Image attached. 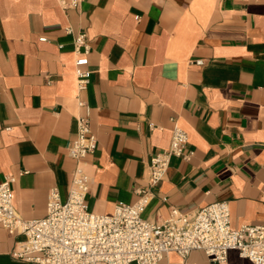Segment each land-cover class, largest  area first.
<instances>
[{"label":"crops","instance_id":"0c3cea01","mask_svg":"<svg viewBox=\"0 0 264 264\" xmlns=\"http://www.w3.org/2000/svg\"><path fill=\"white\" fill-rule=\"evenodd\" d=\"M78 33L92 72L81 92ZM77 99L91 108L97 140L84 160L89 211L135 203L150 157L179 127L193 156L170 160L144 219L225 201L232 228L264 226V0H79L67 10L56 0H0V179L14 178L22 219L46 215L51 188L67 196ZM20 240L0 225V264H31L13 256ZM162 264L211 263L193 251ZM225 264L252 263L231 251Z\"/></svg>","mask_w":264,"mask_h":264},{"label":"built area","instance_id":"2783aa9c","mask_svg":"<svg viewBox=\"0 0 264 264\" xmlns=\"http://www.w3.org/2000/svg\"><path fill=\"white\" fill-rule=\"evenodd\" d=\"M63 9H76L79 0H56ZM138 20V17L135 18ZM71 34L70 28L65 29ZM45 42V38H40ZM74 76L77 90L84 91L91 77L86 35L73 38ZM202 65L201 61L195 62ZM82 114L77 117V135L67 147L75 161L67 196L61 200L57 188L48 191L46 215L25 220L15 212L11 184L14 178L0 179V225L9 235L21 237L13 256L31 264H162L168 253L185 259L190 252H202L211 264H225L229 252L252 264H264V226H230L229 207L216 201L187 215L171 210L160 223L144 219L143 211L154 197L153 189L166 174L172 158L189 161L188 137L179 127L172 130L167 149L153 154L148 162L144 187L134 190L133 204L117 202L111 214L89 211L86 196L90 178L84 160L94 154L97 140L90 126L91 108L76 100Z\"/></svg>","mask_w":264,"mask_h":264}]
</instances>
